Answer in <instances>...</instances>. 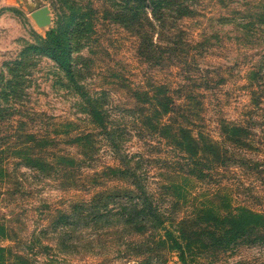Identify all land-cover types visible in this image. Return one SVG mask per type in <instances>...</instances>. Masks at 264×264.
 <instances>
[{
  "label": "rangeland",
  "instance_id": "374dc122",
  "mask_svg": "<svg viewBox=\"0 0 264 264\" xmlns=\"http://www.w3.org/2000/svg\"><path fill=\"white\" fill-rule=\"evenodd\" d=\"M172 1L0 0V264H183L106 218L136 185L190 264H264L214 244V215L264 216V0Z\"/></svg>",
  "mask_w": 264,
  "mask_h": 264
},
{
  "label": "trees",
  "instance_id": "16d2710c",
  "mask_svg": "<svg viewBox=\"0 0 264 264\" xmlns=\"http://www.w3.org/2000/svg\"><path fill=\"white\" fill-rule=\"evenodd\" d=\"M151 1V7H153L154 11L157 10V13L161 14V9L163 7H169L173 4L172 0H150ZM145 5V1H144ZM148 5V6H149ZM156 48V54L158 52V55L156 58H163L162 52L163 48L161 50ZM161 50V51H160ZM70 61V58H67V62ZM69 63V62H68ZM226 125V124H225ZM184 133V139L189 144L188 148L192 149V152L197 151L198 141L195 137H193L190 134V130L185 128ZM226 131L233 133L235 136H243L245 133H247V130L241 126H235V125H226L225 127ZM208 143V142H207ZM205 143L204 145H206ZM197 144V145H196ZM195 145V146H194ZM208 148L214 150V146L208 144ZM216 152V151H215ZM41 167L44 168L46 171H51L54 169L52 165H50L47 162H40ZM124 198L127 199V201H130V205H122L120 207L119 213L111 214L109 211L106 212V218H111L114 215L118 216L119 222H123L124 224H127L128 227L126 229H129V231H135L139 233H144L148 227H152L157 230H163L164 234L162 232H152V237L154 243L157 244L158 249L166 248L169 249V251L172 249L179 251L180 260L183 264H190L191 262H195L193 252V248H195V244L200 242H195L194 240H191L188 236L185 235V229L184 226H181L179 228V235H176L175 231L173 229L168 228L165 226V222L167 219L161 218L160 214L157 213V211L152 210L151 207L148 209L145 207H139V202H142L146 199H144V195L146 194L144 186L136 185L135 189H124L123 192H121ZM117 195L116 193H110L108 197L112 199H116ZM135 199H137L135 201ZM149 203V200H148ZM211 213V212H210ZM213 214V213H211ZM214 215V214H213ZM108 216V217H107ZM217 219V221L220 222L221 229L220 233L216 238V234L212 232L206 231L205 233L200 234H212V236H215L214 244L219 247V249H226L230 248L234 245H236L239 240H242L244 242H257V239L262 241L264 243V216L260 215L258 213H254L252 211L243 210L242 213L236 215L233 213L226 214L224 217H220L219 215H214ZM219 216V217H218ZM260 227V228H259ZM258 228V231L254 233V231ZM260 229V230H259ZM177 231V230H176ZM205 231V230H203ZM195 233H197L195 231ZM148 245V244H147ZM146 243H133L131 246L133 248L131 249H137V253H144V249L148 250V248H144V246H147ZM130 246V247H131ZM151 251H153L151 249ZM143 255V254H141ZM190 255V259L187 258ZM189 259V260H188ZM162 263H166L167 259H161ZM197 263V262H196Z\"/></svg>",
  "mask_w": 264,
  "mask_h": 264
},
{
  "label": "water",
  "instance_id": "95a60500",
  "mask_svg": "<svg viewBox=\"0 0 264 264\" xmlns=\"http://www.w3.org/2000/svg\"><path fill=\"white\" fill-rule=\"evenodd\" d=\"M33 16L40 24H44L49 21L48 9L46 7L41 8L33 13Z\"/></svg>",
  "mask_w": 264,
  "mask_h": 264
}]
</instances>
